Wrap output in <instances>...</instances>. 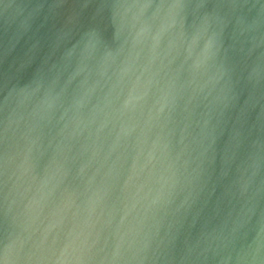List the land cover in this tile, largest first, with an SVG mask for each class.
<instances>
[{
	"label": "water",
	"instance_id": "water-1",
	"mask_svg": "<svg viewBox=\"0 0 264 264\" xmlns=\"http://www.w3.org/2000/svg\"><path fill=\"white\" fill-rule=\"evenodd\" d=\"M0 264H264V0H0Z\"/></svg>",
	"mask_w": 264,
	"mask_h": 264
}]
</instances>
